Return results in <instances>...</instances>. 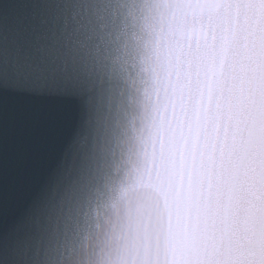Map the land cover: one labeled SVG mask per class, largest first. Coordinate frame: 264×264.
Instances as JSON below:
<instances>
[{
  "label": "water",
  "instance_id": "water-1",
  "mask_svg": "<svg viewBox=\"0 0 264 264\" xmlns=\"http://www.w3.org/2000/svg\"><path fill=\"white\" fill-rule=\"evenodd\" d=\"M176 10L221 45L201 95L223 134L206 145L190 126L162 148L139 227L89 229L79 209L97 179V100L118 86L115 37ZM38 76L72 90L70 113L23 91ZM0 264H264V0H0Z\"/></svg>",
  "mask_w": 264,
  "mask_h": 264
},
{
  "label": "clouds",
  "instance_id": "clouds-1",
  "mask_svg": "<svg viewBox=\"0 0 264 264\" xmlns=\"http://www.w3.org/2000/svg\"><path fill=\"white\" fill-rule=\"evenodd\" d=\"M213 31L207 19L179 10L147 31L120 28L118 86L109 84L97 100L92 145L97 179L79 209L87 228L119 233L139 227L154 196L148 173L154 174L162 148L166 152L190 126L206 145L222 136L215 103L201 95L206 72L223 55Z\"/></svg>",
  "mask_w": 264,
  "mask_h": 264
},
{
  "label": "snow or ice",
  "instance_id": "snow-or-ice-1",
  "mask_svg": "<svg viewBox=\"0 0 264 264\" xmlns=\"http://www.w3.org/2000/svg\"><path fill=\"white\" fill-rule=\"evenodd\" d=\"M23 91L31 96L56 98L62 102L69 113L76 106L78 99L70 88L50 81L42 76L35 77L31 81L26 82Z\"/></svg>",
  "mask_w": 264,
  "mask_h": 264
}]
</instances>
